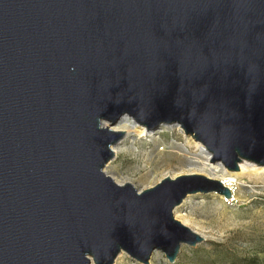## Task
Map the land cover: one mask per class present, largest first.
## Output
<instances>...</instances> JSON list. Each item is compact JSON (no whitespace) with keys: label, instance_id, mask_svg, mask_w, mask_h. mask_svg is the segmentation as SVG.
<instances>
[{"label":"water","instance_id":"obj_1","mask_svg":"<svg viewBox=\"0 0 264 264\" xmlns=\"http://www.w3.org/2000/svg\"><path fill=\"white\" fill-rule=\"evenodd\" d=\"M125 116L264 167V0H0V264H173L205 241L175 210L231 190L118 184Z\"/></svg>","mask_w":264,"mask_h":264},{"label":"rangeland","instance_id":"obj_2","mask_svg":"<svg viewBox=\"0 0 264 264\" xmlns=\"http://www.w3.org/2000/svg\"><path fill=\"white\" fill-rule=\"evenodd\" d=\"M160 130L161 126L145 137L130 134L120 142L118 156L107 164L105 172L118 184L130 182L139 191L154 187L166 177L198 174L188 168L182 170V159L173 154L176 151H162L164 145L178 144L196 153L187 143L189 135L179 125H166ZM150 153L154 154L152 161L148 159ZM250 173L239 180L230 198L218 192L197 193L189 195L177 213L175 210V218L205 241L194 247L183 245L173 264H264V172L250 169ZM114 264L142 263L121 252ZM150 264L171 263L163 252L155 251Z\"/></svg>","mask_w":264,"mask_h":264},{"label":"bare ground","instance_id":"obj_3","mask_svg":"<svg viewBox=\"0 0 264 264\" xmlns=\"http://www.w3.org/2000/svg\"><path fill=\"white\" fill-rule=\"evenodd\" d=\"M165 127H166V125H162L160 132H162L165 129ZM112 129L115 131H124L123 132L124 137H123L122 141L124 139H126L127 137H129V135L132 133H138L140 135V137H145L149 134L148 129L146 130V128L144 126L138 125L137 122L133 121L132 118H129L126 116L124 118H122L115 126H113ZM186 138H187V143L189 145H191L196 150V153H194V152L191 153L189 151H186L184 148L180 147L181 145H178V144L177 145L176 144H170V146H168V144L166 143L167 145H164L162 148V151H165V150L169 151L170 149L176 151L175 153L173 152V154H177L178 157L182 159V161H183L182 167H181L182 170H184L185 168H188V171L199 172L198 174H201V175L205 174L204 176L213 177L212 179L219 180L223 184L224 187L229 188L231 191L235 190V188L239 184V180L243 176L252 174V173H250V169H253L255 172H264V167H257L254 164H252L251 162L246 161V160H243L239 164V170H237V171H230L227 168H225V166L221 163H216L214 165L211 161V155L212 154H211V152H209L206 149L205 145H203L199 141H196L192 136H188ZM119 144L120 143L113 146V151H114L115 157L118 156V153L120 151ZM164 153H167V152H164ZM193 153H194V155H193ZM162 154H163V152H162ZM153 155H152V153L148 154V159L150 161H152L151 159H152ZM156 157H157V155H156ZM190 175H192V174H190ZM233 198H236V195H233ZM177 211H178V209L176 210V213H177ZM183 224L185 225L184 222H183Z\"/></svg>","mask_w":264,"mask_h":264}]
</instances>
